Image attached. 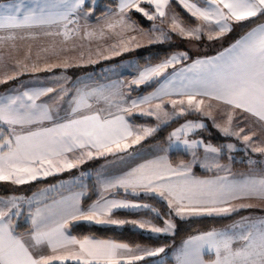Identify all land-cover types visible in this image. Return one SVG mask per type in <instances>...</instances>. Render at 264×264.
Instances as JSON below:
<instances>
[{"label": "snow or ice", "instance_id": "snow-or-ice-1", "mask_svg": "<svg viewBox=\"0 0 264 264\" xmlns=\"http://www.w3.org/2000/svg\"><path fill=\"white\" fill-rule=\"evenodd\" d=\"M93 11L86 0H0V60L5 50L9 57L18 55L19 41L39 37H62L64 45L76 39L102 41L107 47L98 46L96 55L111 59L141 47L136 34L149 44L171 45L175 36L199 47L205 40H222L237 27L246 30L215 55L197 54L192 59L189 51L177 50L158 63L136 65L131 80L89 86L84 81L69 83L71 78L61 73L52 78L55 86L17 85L0 94V184L29 185L89 161H106L96 173L97 199L86 207L81 203L83 191L46 202L49 193L63 184L41 188L28 197L0 196V264H151V258L166 255L173 246L79 238L71 229L86 222L131 225L154 236L174 235L177 220L200 218L231 223L183 240L173 250L174 264H264V215H241L259 207L252 201L264 202V160L249 156L248 172H232L233 153L264 156V0H118L116 9L95 18V25L88 22ZM134 14L151 21V27L142 28ZM69 50H75V44L60 49ZM42 51L57 55L55 45ZM31 56L29 46L23 59H15L19 70L0 77V85L29 70L85 66L66 58L43 69L33 62L29 69L26 61ZM154 84L158 87L153 91L133 96L141 85ZM214 113L224 122L218 123ZM134 114L155 123L135 124L130 119ZM191 115L197 119H184L172 130L167 148L159 149L162 154L135 163L136 146ZM204 118L223 137L240 141L243 149L236 143L196 138L208 128ZM171 149H182L192 159L174 165L168 157ZM117 163L125 167L115 174L104 171ZM194 167L211 175L197 176ZM87 175L80 172V178ZM121 192L123 198H118ZM129 196L155 199L166 211ZM139 209L154 215L116 218L119 211ZM157 264L167 261L160 259Z\"/></svg>", "mask_w": 264, "mask_h": 264}, {"label": "crops", "instance_id": "crops-1", "mask_svg": "<svg viewBox=\"0 0 264 264\" xmlns=\"http://www.w3.org/2000/svg\"><path fill=\"white\" fill-rule=\"evenodd\" d=\"M87 2H88V0H86V3ZM117 2H118V0H117ZM104 13H101L98 16H102V15H104ZM93 19H95V18H93ZM81 23H83V21H81ZM89 24H92V23H89ZM61 41H62V37H39L35 40L19 41L18 42L19 54L15 55L14 58L9 57V55L7 54V50H5V54L3 56V59L0 60V77H3L4 75H11L13 71L19 70V69L15 68V59H23L24 53L27 51L29 46H31V50H32L31 59L26 61V63H28V65H29V69L31 68V65L33 62L36 63V66L38 68L43 69L46 65H49V64H60L66 58L69 59L73 65L84 64L85 66H83V67L73 66V67H69L67 70H65L61 67H56V68H53L51 72H48V71L33 72V71L29 70V71H26L23 75H20L16 80L10 81L9 84L0 85V94L4 93L6 90L13 88L17 85H23V87L25 89L55 86L52 78L54 76H59L61 73H63L64 75L71 78L69 83H79L80 81H84L89 86L106 84V83H110L111 81H114V80H127L130 76H132L131 71L125 72V70H124V72L122 71L121 73H119L121 70L118 72V70H116L117 68H114V67H112L111 70H107L105 72V69L103 67V63H105L107 66H109V65L110 66H112V65L117 66V65H119L118 61H122V63H123L122 65H125V63L127 61L126 59L131 58V57H133V59H135L134 57L136 56V54L129 53V51H128V52H124L120 56H113L111 59H102L96 55V51H97L98 46H100L101 48L107 47V45L104 43H100L98 41H88V40L76 39L75 41H69L67 45H64L61 43ZM109 43H111V41H109ZM73 44H75V50H69V51H64V52L60 51L61 48L72 49ZM53 45H55L57 55H53L51 53V51H49V52L42 51V49L51 48ZM37 53H39V57H40L39 59H37ZM81 53H83V60L80 59ZM105 55H111V53L105 52ZM89 58H91L92 60L98 61V62L95 64H88L87 61ZM116 60H117V62H115ZM89 77H90V79H89ZM142 86H144V85H141V87ZM144 94H146V93H144ZM137 95H141V93H133L134 97ZM133 116H137V115H133ZM133 116L130 117V119L132 121H133V119H132ZM217 121H218V123L224 122L220 116H218ZM152 144H155V145H152ZM156 145H158V146H156ZM143 146H147V147H153V146L155 147L156 146V147H160V148H165L163 144H160L157 142L151 143V145L150 144L149 145H143V143H142L141 145L136 146V151L138 152V155L134 157L135 163H142L146 159H153L157 155L162 154L159 151L160 148H156V149H158V150H156L158 152H156L155 154L152 152V154H149V155H141V154H139L141 151L140 148ZM168 157L174 165L179 164V162L175 163L172 161L170 153H168ZM108 159H111V157H109ZM105 163H106L105 158H101L99 160L89 161L86 163V165H88V164L93 165L94 172H92L90 177L87 178L85 187H80L77 185V178L80 177V172L83 170V167L86 166L85 164L81 165L80 168H78V169H73L71 171H66V172L48 177L47 179H49L51 177L63 176L59 180L54 181L53 183L46 185L42 188H47V187H50L51 185H57L64 178L65 179L69 178L70 180H75V182L72 184H69V185H64L63 187H60L56 191L50 192L49 196L51 197V199H49L46 202L51 203L52 199H59L60 195L69 196L74 192L83 191V192H85V195L81 198V203L83 205V199L86 196V194L88 193V188H89L90 182L93 183V185L95 187V193L97 195V192L99 190V186H98V182H97V178H96V173H97V171L101 170V165H104ZM128 163H132V161H128ZM124 167H125V165L117 163L115 165H109L108 168L104 169V171L106 173L115 174L118 169H121ZM196 168L197 167H194L193 171L197 176L204 177V176H210L211 175V173H207L206 171H201L198 168V171L200 170L202 172V173H199L196 170ZM249 170L250 169L240 170V169H233L232 168V172L235 174L248 172ZM259 170H260V168L255 166V171L258 172ZM84 179L85 178H83V180ZM27 186L28 185L16 187V186H12V185H9L6 183L0 184V196H6V195H10V194L19 195L21 193L27 194L28 196H31L32 193L37 192L39 189H41V188H39L38 190H36L34 192L27 193L24 189ZM118 198H123L122 192L120 193ZM128 198L129 199H137V198H133L131 196H129ZM138 201H140V200H138ZM262 208H264V207H261V205H259V207L253 208L249 211H246L247 212L246 214L249 215L251 213L254 216L264 215V211L261 210ZM260 212H262V213H260ZM242 213H245V212H242ZM242 213H241V215H244ZM235 219H239V216L235 217ZM84 223H86V222H84ZM229 223H231V222H229ZM91 225H94V224H91ZM96 226L101 227L102 225H96ZM125 226H123V227H125ZM102 227H107V228L117 229V230H120L121 228H123L120 226H102ZM187 238H185V239H187ZM185 239H183V240H185ZM183 240L181 242L175 244L173 247H171V252L168 256L171 261L168 264H174V261L172 260L173 250H174V248H178L182 244ZM206 258H208V257H206ZM156 259H158V260L165 259V256L162 254L161 257H157Z\"/></svg>", "mask_w": 264, "mask_h": 264}, {"label": "trees", "instance_id": "trees-1", "mask_svg": "<svg viewBox=\"0 0 264 264\" xmlns=\"http://www.w3.org/2000/svg\"><path fill=\"white\" fill-rule=\"evenodd\" d=\"M101 2L107 3L111 8L116 9L117 7V0H101ZM90 1L87 2L89 5ZM107 9L106 8H101L98 7L96 9V14L99 15L101 13H104ZM176 11L180 12L182 16H184L185 20H188V17L184 15L183 11L180 8H176ZM133 19H136L139 21L140 26L142 28L146 29V24L143 22L144 19H140L138 14L133 15ZM246 29H242L237 27L234 30V33L232 34V39H229L223 46H226L229 42L231 43L232 41L236 40L240 35L243 34V32ZM177 50H185V48L179 46V47H166L165 44H154L148 46L145 51L142 54H137L135 56V59L139 61L140 64L145 65L147 63L155 64L160 62L162 59L167 57L170 53L175 52ZM192 56V59H195L196 57L193 54H190ZM117 62V60L115 61ZM188 61L184 62L187 63ZM156 86V84L152 85L151 87L149 86H142L140 89H136L133 93H147L151 89H153ZM195 115H191L186 117L187 118H193ZM133 121H137L139 123H149V124H154L153 119H144L138 116H133ZM185 118H181L178 122L172 123L169 126L163 127L154 137H150L147 140L143 142V145H149L151 143H160V144H165L167 142V137L168 134L174 130L180 123L184 121ZM213 133H217L215 130ZM219 137L214 139V136L210 137V140H213V144H219L222 141H229L231 138H223L221 137V134L219 133ZM233 140V139H231ZM237 154L242 155L244 157V160L239 162L235 160V163L232 165L233 169H240V170H247L249 169V166L247 165V153L244 151H237L235 152ZM171 159L173 162H181V161H189V155L184 153V152H173L170 153ZM179 156V157H178ZM198 171V168H196ZM199 173H202L200 170L198 171ZM204 173V172H203ZM63 176H57V177H51L49 179H44V180H39L36 181L32 184H29L27 187H25V191L27 193L34 192L38 190L39 188H42L46 185H49L53 183L54 181L59 180ZM97 198V195L95 193V187L92 182L89 184L88 188V195L84 197L83 199V206H87L91 204L95 199ZM138 200L140 201H145L149 204L154 205L155 207L161 209V211H166V206L163 203H158L157 200L149 198V197H137ZM154 214L150 213L148 210L147 211H139V212H133V211H119L116 213V218L118 219H139V218H151ZM237 217V216H236ZM235 218V217H234ZM155 223L160 224L161 221L154 220ZM231 222L230 219L225 220V219H214V218H200V219H193L189 221H179L177 220V229L174 235L171 236H148L144 234L140 230L133 229L131 227H125L121 228L120 230L117 229H111L107 227H100L96 225H91L87 224L84 222H81L77 224L75 227L71 229L72 235H75L79 238H82L83 236H94L98 239H112L116 240L118 242H126L129 243L130 245H136V244H141V245H147V246H159V245H164L168 244L171 246H174L175 244L181 242L183 239L196 234L199 231H205L210 228H219L222 227L226 224ZM167 254H163L165 256V260L167 261V264L171 261L170 258L168 257L170 252H171V247L166 250ZM158 259L156 258H151V264H157ZM143 264V262H142Z\"/></svg>", "mask_w": 264, "mask_h": 264}, {"label": "rangeland", "instance_id": "rangeland-1", "mask_svg": "<svg viewBox=\"0 0 264 264\" xmlns=\"http://www.w3.org/2000/svg\"><path fill=\"white\" fill-rule=\"evenodd\" d=\"M88 1H90V3H89V5L91 6V8L92 9H94V11H93V15H92V17L89 19V23H92V25H95L96 24V19H93V18H96V17H100V16H98V15H96L95 14V12H96V9L98 8V7H101V8H106L107 10H114L113 8H111L107 3H104V2H101V0H88ZM118 3V2H117ZM145 7H148L147 5H145ZM81 21H83V20H81ZM143 22L146 24V29H148V28H150L151 27V25H152V22L151 21H147L146 19H144L143 20ZM158 23V22H157ZM235 30V29H234ZM234 33V31L232 32V33H229L228 35H226L222 40H220V41H213V42H211V43H209V42H207L206 40L205 41H202L201 43H200V46L199 47H191L190 45H189V42L188 41H185V40H181L179 37H175L174 36V38H173V41L171 42V45H169L168 43H166V47H171V46H173V47H179V46H181V47H183V48H185V50H187V51H189V53L190 54H193L195 57H196V55L197 54H200V55H209V56H211V55H215L217 52H219V51H221V50H223V48H226V47H228L232 42H234V41H232L231 43L229 42L226 46H223L229 39H232V34ZM137 36H138V40H139V43L141 44V47H139V48H134V50H132V51H129V53H133V54H142L144 51H145V49L148 47V46H150V45H154V44H149L148 43V39L147 38H145V37H140L139 36V34H136ZM239 38V37H238ZM237 38V39H238ZM93 41H95V40H93ZM98 42H100V43H104V42H102V41H98ZM128 54V53H127ZM135 58V57H134ZM127 61H126V63H125V65H122L123 63H122V61H118V63H119V65H112V66H107L105 63H103V67H104V69H105V72L107 71V70H111L112 69V67H114V68H117L116 70H118V72L119 73H121L122 71L124 72V70H125V72H127V71H131V75L132 76H130L127 80H131L134 76L133 75H135V66L136 65H139L140 67H143L144 65H142V64H140L139 63V61H137V60H135V59H133V57H131V58H128V59H126ZM191 61H188L187 63H190ZM127 64V65H126ZM147 64H149V63H147ZM129 65H132V67H129ZM180 67V65H177V68H179ZM119 68V69H118ZM169 72H171L172 71V69H169L168 70ZM103 75V74H102ZM145 86V85H144ZM155 87H158V85H156ZM154 87V88H155ZM140 88H141V86H140ZM140 88H138V89H140ZM154 88L153 89H151L149 92H151V91H153L154 90ZM141 94H144V93H141ZM147 94V93H146ZM214 104H215V102H213ZM216 116H217V118H218V116H219V114L218 113H214ZM135 115V114H134ZM139 117H141V116H139ZM141 118H144V119H152V118H147V117H141ZM186 119V118H185ZM187 119H189V118H187ZM190 119H197V116H195V117H193V118H190ZM204 120H205V123L207 124V126H208V128H207V130H204V131H201L200 133H199V135L196 137V138H200V137H203V138H205L206 140H208V141H210V142H212L213 143V140L211 141L210 140V137L212 136H214V139L215 138H217V137H219L220 138V136H219V131L216 129V128H214V127H212V121L211 120H209V119H207V118H204ZM155 122V121H154ZM184 122V121H183ZM182 122V123H183ZM218 122V121H217ZM134 123L135 124H142V123H139V122H137V121H134ZM143 124H149V123H143ZM180 125V124H179ZM179 125L177 126V127H179ZM176 127V128H177ZM217 131V133H213L212 134V132H214V131ZM253 130H257V131H259L257 128H253ZM221 137H223L222 135H221ZM224 138V137H223ZM229 138H231V139H233V140H229V141H222L221 140V143H229V142H231V143H236L237 144V147L239 148V149H243V145H242V143L240 142V141H237V140H235V138H232V137H229ZM144 142V141H143ZM142 142V143H143ZM151 145V144H150ZM152 145H155V144H152ZM156 146H158V145H156ZM147 147V146H143V147H141L140 149H141V151H140V153L139 154H141V155H149V154H152V152L155 154L156 152H158V151H156V150H158V149H156V148H160V147ZM262 146H264V145H262ZM164 147L165 148H167V142L164 144ZM173 152H184L182 149H171V150H169L168 151V153H173ZM185 153V152H184ZM187 154V153H186ZM189 155V161L192 159V157H191V155L190 154H188ZM233 156H234V158H235V160L236 161H239V162H241V161H243L244 160V157H242V155H240V154H237V153H233ZM249 156H251V158L252 159H255V160H264V156H261L260 154H257V153H251V152H248L247 153V158L246 159H248L249 158ZM179 157V156H178ZM180 163V162H179ZM86 165V164H85ZM89 165V166H88ZM88 165H86V166H84L83 167V172H87L88 173V175L87 176H85V177H82V178H80L79 177V179H77V185L78 186H80V187H85L86 186V181H87V178L88 177H90V175L92 174V172H94V168H93V165H91V164H88ZM90 167V168H89ZM257 167H259V165H257ZM198 168V167H197ZM260 168V167H259ZM201 171H205L204 169H201V168H199ZM83 178H85L84 180H83ZM75 182V180H70L69 178L68 179H63L60 183H58L57 185H61V184H63V186L64 185H69V184H72V183H74ZM19 195H22V196H26V197H28V195L27 194H19ZM88 195V193L86 194V196ZM140 202H143V203H147V202H145V201H140ZM252 203H254V204H257V205H261V207H264V202H260V201H252ZM139 211H147L146 209H139V210H136V211H134V212H139ZM247 212H245V213H242V214H244V215H247L246 214ZM260 213H262V212H260ZM102 227V226H101ZM127 227H131V228H133L131 225H128ZM133 229H136V228H133ZM136 230H139V229H136ZM140 231H142V230H140ZM144 234H146V235H148V236H154V235H150L148 232H146V231H142ZM163 236H171V235H163Z\"/></svg>", "mask_w": 264, "mask_h": 264}]
</instances>
